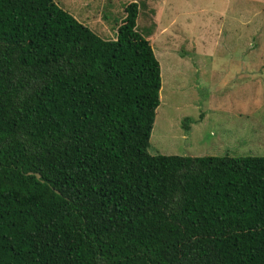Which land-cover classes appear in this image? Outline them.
Returning a JSON list of instances; mask_svg holds the SVG:
<instances>
[{
	"label": "trees",
	"instance_id": "obj_1",
	"mask_svg": "<svg viewBox=\"0 0 264 264\" xmlns=\"http://www.w3.org/2000/svg\"><path fill=\"white\" fill-rule=\"evenodd\" d=\"M140 9L110 41L54 0H0V264H264V157L149 153Z\"/></svg>",
	"mask_w": 264,
	"mask_h": 264
},
{
	"label": "rangeland",
	"instance_id": "obj_2",
	"mask_svg": "<svg viewBox=\"0 0 264 264\" xmlns=\"http://www.w3.org/2000/svg\"><path fill=\"white\" fill-rule=\"evenodd\" d=\"M105 40L126 7L161 64L152 156L264 157V0H54Z\"/></svg>",
	"mask_w": 264,
	"mask_h": 264
},
{
	"label": "water",
	"instance_id": "obj_3",
	"mask_svg": "<svg viewBox=\"0 0 264 264\" xmlns=\"http://www.w3.org/2000/svg\"><path fill=\"white\" fill-rule=\"evenodd\" d=\"M33 174V173H32ZM36 176L40 179L41 178V175L40 174H36Z\"/></svg>",
	"mask_w": 264,
	"mask_h": 264
}]
</instances>
